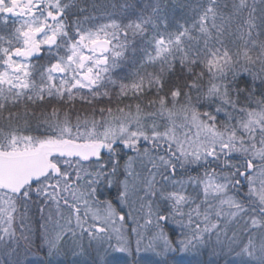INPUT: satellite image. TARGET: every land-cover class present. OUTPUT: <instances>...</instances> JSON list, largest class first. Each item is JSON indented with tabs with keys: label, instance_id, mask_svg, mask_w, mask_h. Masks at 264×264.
Here are the masks:
<instances>
[{
	"label": "snow or ice",
	"instance_id": "1",
	"mask_svg": "<svg viewBox=\"0 0 264 264\" xmlns=\"http://www.w3.org/2000/svg\"><path fill=\"white\" fill-rule=\"evenodd\" d=\"M0 264H264V0H0Z\"/></svg>",
	"mask_w": 264,
	"mask_h": 264
},
{
	"label": "rangeland",
	"instance_id": "2",
	"mask_svg": "<svg viewBox=\"0 0 264 264\" xmlns=\"http://www.w3.org/2000/svg\"><path fill=\"white\" fill-rule=\"evenodd\" d=\"M116 255H119V254H116ZM175 256H176V259H177L178 261H180V260H182V259H187V257L184 256V255L181 254V253H176Z\"/></svg>",
	"mask_w": 264,
	"mask_h": 264
}]
</instances>
